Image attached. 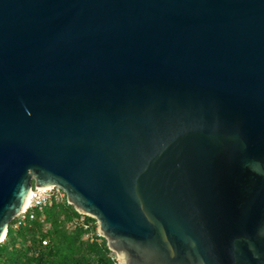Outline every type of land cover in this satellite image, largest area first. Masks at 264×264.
I'll use <instances>...</instances> for the list:
<instances>
[{"label": "water", "instance_id": "1", "mask_svg": "<svg viewBox=\"0 0 264 264\" xmlns=\"http://www.w3.org/2000/svg\"><path fill=\"white\" fill-rule=\"evenodd\" d=\"M33 187L120 264H264V0H0V243Z\"/></svg>", "mask_w": 264, "mask_h": 264}, {"label": "trees", "instance_id": "2", "mask_svg": "<svg viewBox=\"0 0 264 264\" xmlns=\"http://www.w3.org/2000/svg\"><path fill=\"white\" fill-rule=\"evenodd\" d=\"M113 256L95 220L65 200L28 211L20 224L14 219L0 243V264H115Z\"/></svg>", "mask_w": 264, "mask_h": 264}, {"label": "built area", "instance_id": "3", "mask_svg": "<svg viewBox=\"0 0 264 264\" xmlns=\"http://www.w3.org/2000/svg\"><path fill=\"white\" fill-rule=\"evenodd\" d=\"M65 200V194L59 187H48V188H35L33 187L30 191V199L28 207L22 211L15 219H17L18 224L22 223L28 211L30 210H41L45 206L51 204L52 201H63ZM33 216L30 215V218ZM44 244V242H43ZM115 264H120L117 262L115 255L112 257Z\"/></svg>", "mask_w": 264, "mask_h": 264}, {"label": "bare ground", "instance_id": "4", "mask_svg": "<svg viewBox=\"0 0 264 264\" xmlns=\"http://www.w3.org/2000/svg\"><path fill=\"white\" fill-rule=\"evenodd\" d=\"M29 199H30V193L27 195V197H26V199L24 201V204H23V207L21 209V212L24 211L28 207V205H29Z\"/></svg>", "mask_w": 264, "mask_h": 264}]
</instances>
